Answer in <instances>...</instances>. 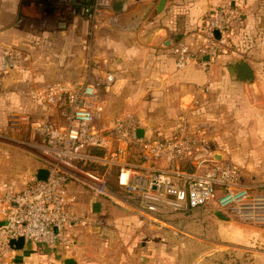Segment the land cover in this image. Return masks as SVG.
Returning a JSON list of instances; mask_svg holds the SVG:
<instances>
[{
	"label": "crops",
	"instance_id": "crops-1",
	"mask_svg": "<svg viewBox=\"0 0 264 264\" xmlns=\"http://www.w3.org/2000/svg\"><path fill=\"white\" fill-rule=\"evenodd\" d=\"M158 1L114 0L89 42L87 21L70 13L56 18L49 0H0V62L9 49L31 57L26 74L0 73V137L19 134L9 130L13 114L65 123L57 110L23 96L18 88L42 91L57 82H95L109 73L113 82L109 91L100 89L104 108L98 127L131 114L142 137L155 139L173 135L182 119L183 130L201 138L199 151L181 164L183 170L193 171L198 160L227 161L246 179L264 181V0H166L157 14ZM151 3L145 21L134 30ZM227 6L243 13L228 50L206 68L191 61L177 69L173 48L183 43L195 53L203 16ZM58 20L66 23L65 28L56 26ZM156 166L166 167L161 162ZM39 169H43L39 157L0 145L1 190L21 191L22 176ZM103 171L116 184L117 169ZM66 191L75 212L87 219L67 228L71 244L51 254L26 244L11 253L12 264H63L66 259L76 264H199L195 258L183 261L175 255L172 249L180 241L169 238L178 227L184 233V221L194 209L148 213L134 196L119 194L122 200L113 201L75 183ZM258 246L264 249V239ZM247 260L264 264V254Z\"/></svg>",
	"mask_w": 264,
	"mask_h": 264
},
{
	"label": "built area",
	"instance_id": "built-area-1",
	"mask_svg": "<svg viewBox=\"0 0 264 264\" xmlns=\"http://www.w3.org/2000/svg\"><path fill=\"white\" fill-rule=\"evenodd\" d=\"M49 2L56 18L70 13L90 24L97 9H109L112 4V0ZM242 18V11L235 6L207 12L201 21L196 52L183 43L173 48L176 68L183 69L191 61H199L206 68L228 50L232 30ZM56 26L65 28L66 23L58 20ZM19 54L6 52L9 61L0 69L16 67ZM112 82V75L103 73L95 82H57L45 90L30 92L33 100L57 110L65 123L30 122L28 116L16 119L29 129L30 138L38 141L37 148H31H35L47 176L44 181H39L36 174L26 176L19 192L0 189V264L13 263L9 242L18 238L50 254L71 244L67 228L85 224L87 219L75 212L72 198L67 196L69 184L80 185L96 197L122 200L110 190L106 172H94L93 165L105 170L116 168V185L129 197H136L148 213L184 212L213 203L229 219L264 229V181L246 179L227 161L198 160L193 171L181 168L201 146L200 135L187 134L182 119L173 135L155 139L138 135V122L131 114L119 115L98 127L104 108L100 89L109 91ZM159 162L166 167L156 166Z\"/></svg>",
	"mask_w": 264,
	"mask_h": 264
},
{
	"label": "rangeland",
	"instance_id": "rangeland-1",
	"mask_svg": "<svg viewBox=\"0 0 264 264\" xmlns=\"http://www.w3.org/2000/svg\"><path fill=\"white\" fill-rule=\"evenodd\" d=\"M113 3L114 0H112L109 9H97L98 12L95 13L96 17L92 21V24H90V21L88 22L84 17L82 18L79 15H76V17H80L84 21H87V37L89 42L93 41L95 27L106 18V14L111 10ZM13 51L15 50L9 49L7 52L9 53ZM25 56L27 58L23 60L22 58H25ZM30 59L31 57L29 55L21 54V59L16 67L0 69V73L12 72L15 75L21 74L18 76H22L27 72L25 70V65L29 63ZM3 60L4 61L0 62V67L9 61L7 56H4ZM16 91L21 92L23 96H27L30 92L36 90H32V88L29 87L25 89L18 88ZM15 115L16 114H13L9 117V130L11 129L10 131L13 132L19 131V134L16 135L13 133V136H11L12 134L8 133L7 135L1 136L0 145H11L16 149L23 151L29 157H39L35 150L38 141L36 139H31L30 137L28 139L27 134L29 133V129H26L21 125V122H16L17 117ZM28 117H30V122L48 123L37 119L36 116L33 117L34 119L31 118V115H28ZM99 121L100 120L97 121V126ZM101 122L102 121H100V123ZM31 146H35V148H31ZM34 172L35 171L31 170L29 174H25L22 177L25 178L28 175L32 176ZM106 179L107 182L111 181V174H106ZM212 205L214 204L211 203V206ZM212 207L214 209V206ZM201 209L196 208L187 215V219L184 221L183 234L181 233V228L178 227V230L175 229L173 235L169 237L177 243L179 241L180 243H183V245L180 243L176 244V247L172 249L175 255L183 257L181 258L183 261H185V258L190 257L191 262H193V259L195 258V261L197 260L199 264H248L247 257L264 254V249L258 246L259 240L264 239V229L250 227L249 225L242 224L234 219L220 222L211 212L213 209ZM186 230L188 233H185Z\"/></svg>",
	"mask_w": 264,
	"mask_h": 264
},
{
	"label": "water",
	"instance_id": "water-1",
	"mask_svg": "<svg viewBox=\"0 0 264 264\" xmlns=\"http://www.w3.org/2000/svg\"><path fill=\"white\" fill-rule=\"evenodd\" d=\"M165 2H166V0H159L157 3H156V6H155V12L157 13V14H160L162 11H163V8H164V5H165ZM154 3H151L150 5H148L147 7H145L144 9H143V12H142V14H141V16L137 19V21H139L137 24H136V26H134V30L138 27V25L141 23V22H143V21H145V19H146V17H147V15L150 13V11H151V6L153 5ZM214 36H215V38H218V33L217 32H215L214 33ZM138 135L140 136V137H142L143 136V132H142V130H138ZM46 176H47V172H46V170L45 169H39L38 171H37V173H36V177H37V179L39 180V181H44L45 179H46ZM214 213V215H215V217L217 218V219H219V220H221V221H229V218L224 214V213H222V212H220V211H218V210H216V211H214L213 212ZM3 225V222L2 221H0V227ZM25 246H26V243H25V241H24V239L23 238H18V239H15V240H11L10 242H9V247H10V249L12 250V251H21V250H23L24 248H25ZM63 264H76V262L74 261V260H72V259H66V260H64L63 261Z\"/></svg>",
	"mask_w": 264,
	"mask_h": 264
},
{
	"label": "trees",
	"instance_id": "trees-1",
	"mask_svg": "<svg viewBox=\"0 0 264 264\" xmlns=\"http://www.w3.org/2000/svg\"><path fill=\"white\" fill-rule=\"evenodd\" d=\"M91 170H93L94 172H96L98 174H102L104 172L103 168H101L99 166H94V165L91 167ZM113 172L116 173V170L113 171ZM108 182H109L108 185H109V188H110L111 191H113L115 193H118V194H126V195H128L127 192L124 189H122L121 187H119L118 185L114 184L111 181H108Z\"/></svg>",
	"mask_w": 264,
	"mask_h": 264
}]
</instances>
